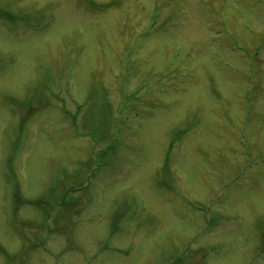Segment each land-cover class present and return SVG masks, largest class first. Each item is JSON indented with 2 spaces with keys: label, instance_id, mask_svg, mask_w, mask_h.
<instances>
[{
  "label": "rangeland",
  "instance_id": "1",
  "mask_svg": "<svg viewBox=\"0 0 264 264\" xmlns=\"http://www.w3.org/2000/svg\"><path fill=\"white\" fill-rule=\"evenodd\" d=\"M0 264H264V0H0Z\"/></svg>",
  "mask_w": 264,
  "mask_h": 264
}]
</instances>
